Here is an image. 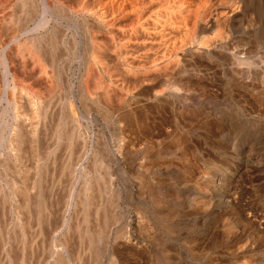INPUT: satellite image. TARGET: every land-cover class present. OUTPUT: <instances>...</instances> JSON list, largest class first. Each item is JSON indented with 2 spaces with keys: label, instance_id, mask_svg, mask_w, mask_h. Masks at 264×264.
<instances>
[{
  "label": "rangeland",
  "instance_id": "obj_1",
  "mask_svg": "<svg viewBox=\"0 0 264 264\" xmlns=\"http://www.w3.org/2000/svg\"><path fill=\"white\" fill-rule=\"evenodd\" d=\"M40 2L0 0V55L17 37L6 50L10 68L44 107L36 116L24 106L40 141L20 155L21 177L29 184L47 172L50 203L74 119L82 138L65 182L87 166L133 193L136 176L145 177V264H264V0H46L45 12ZM2 81L0 62V93ZM92 90L96 101H82ZM8 165L1 175L17 178ZM98 193L86 214L78 204L76 219L88 218L82 231L101 239L98 264H107L103 242L136 217L135 199L120 200L115 213L104 202L103 222ZM83 242V264H93ZM128 243L137 264L138 245Z\"/></svg>",
  "mask_w": 264,
  "mask_h": 264
},
{
  "label": "bare ground",
  "instance_id": "obj_2",
  "mask_svg": "<svg viewBox=\"0 0 264 264\" xmlns=\"http://www.w3.org/2000/svg\"><path fill=\"white\" fill-rule=\"evenodd\" d=\"M31 1L33 2V0H30V2ZM40 3H42L43 10L45 12V10H47V8L49 7L46 4V0H41ZM49 19L48 17L43 16L39 20V25L44 24L43 26H45ZM39 25L36 27H39ZM45 35L42 36H44L45 38ZM17 40L18 38L16 37V39H12V41L7 43L6 47L3 48V51L0 55V62L3 68V89L0 93V103L2 101H6L7 103V106L4 107L5 110L3 109L2 111H0V264H15L16 262H18H14L15 259L13 257V251L18 252V250L20 252L22 251L20 260L21 262L19 264H83V260L85 258L82 260L83 254L81 252L84 247L83 243L85 242H83V240L85 239L88 242V246H86L85 250L89 253V255L94 256L95 260L93 264H98V259L100 257L98 255L99 252L96 250V247L98 245L95 246V241L99 242L101 239L97 238V240L95 239L94 241V236H92L93 234H91V236L86 235V232H88V234L91 233V227L90 229H87L89 227H84V229L86 228L88 231H85L83 233L84 229L82 231L81 225L83 223L85 224V219H83V223H81V220L79 223V220L76 219V213H78L76 212V208H78V204H82L81 207H83L84 205V210L81 209L80 211L83 210L81 214L86 211V214L87 209L89 210L92 204L94 205L93 207H95L93 199H95V196L98 192H100V194L98 193L99 197L97 198H99V200L101 201H99L100 204H97L96 209L94 208V210L96 211L94 212L96 213V216L99 215L100 210L102 211L101 213H103L102 215L104 217V219L102 218L103 222H106V218L109 214V210L106 207L108 202V208H112L113 212L115 213L120 207V200L124 201V203L127 202L126 204H129L133 202V199H135L134 209H136V217L130 220V222H125L120 228H118L119 230L117 229L118 231L115 230L116 232H114V230H110L109 235H107V238L109 236V240H105V243L103 242L106 247L104 253L106 255L105 257L107 258V264H136L133 263L134 261L132 262L130 258V250L132 247L131 245H129L128 241H130L131 239L135 240L138 245V249L135 253V255H137L136 257L139 258V263L137 264H145V177L143 176V174H139L136 176L134 184L135 194H133L134 192L132 193V189L128 190L126 186L119 185L117 180V178H119L118 176L115 177L111 173H103L104 175L106 174L105 178L104 176H102L103 174L97 175V173H93L94 171L91 172L92 170L87 169V166H80L79 170L72 171V173H70L68 182H65V168H72L74 166L71 156L73 154V144L75 137L82 138L80 127L74 123V119L71 120L73 129L71 133L69 132L70 135L68 138L70 141H68L69 144L67 145L68 148L66 150L67 158L63 162L64 164L62 172L59 175L57 182L53 184V186L50 185L52 188L50 187L51 190L49 191L50 193H48L47 196V198H50V200L47 199L50 201V203H47L45 195L47 193L42 190L43 188L41 186V184H43L42 176L47 172L44 171L45 174L37 172V176L33 179L34 181L32 180L33 182L31 181V183L29 184L26 182V179L24 177H21L24 172V164L22 165L23 159L21 160L22 157L20 158V155L22 154V152H32L30 150L34 148L36 149V146H39L38 142L40 141L39 125L36 123H32L30 113L25 110L26 108H24V106L27 105L34 114L37 113L36 116H39V109L42 105L40 104L41 100L37 96L38 94L36 95V93H33V91L27 89L24 80L18 75L16 71H12L10 68L6 50L13 41L18 42ZM43 40L42 37L35 36L31 39V41L36 44V46L39 45ZM92 53H94V51ZM21 62L22 61H20V63ZM22 68H24V65H22ZM9 93L10 95H12L11 97L9 96ZM97 98V90H92L89 93H83L82 95V101L84 99L88 100L91 103H94ZM31 110L29 111L31 112ZM6 112L9 115H6ZM57 147L55 146L50 151L48 150L51 155H53V157L55 155L54 153L56 152ZM3 149H6V151L3 152ZM100 161L101 160H97L96 163L100 165ZM9 163H13V166L16 167L17 170H13V172H17V178L13 177L14 175L12 176L13 172L9 173V175L11 174L10 176L12 177H8L6 174L5 176L1 175L3 167H7ZM13 166L11 169L14 168ZM74 168L76 169V167ZM8 170H10V168ZM46 171H48V169ZM45 177L48 176L45 175ZM66 183L67 187L65 188H67L68 192L65 191L67 193V196L65 195L66 199H64L65 205L62 204V208L60 206L61 210H59L58 204H61L63 201L61 203L57 201V192L60 191H57V189H62V186ZM81 193H83L82 198ZM104 198L106 199V201ZM104 202L107 203L104 204ZM77 211H79V209ZM113 214L112 216L113 218H115L116 215ZM97 217L98 216H96V219L99 218ZM74 218L77 220L75 221L76 225H74ZM85 218L86 222L88 223V218ZM99 234L98 236H100ZM120 238L124 240V242H119L118 240H121ZM16 244L18 247H20V249L18 248V250L15 251L14 247H17ZM27 248L31 250V252L28 250V252H30L29 254L27 253Z\"/></svg>",
  "mask_w": 264,
  "mask_h": 264
}]
</instances>
